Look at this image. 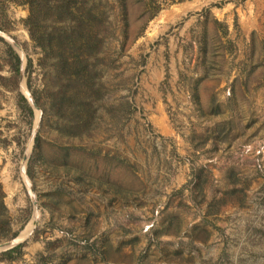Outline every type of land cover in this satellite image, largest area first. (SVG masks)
Returning <instances> with one entry per match:
<instances>
[{
    "label": "rangeland",
    "instance_id": "374dc122",
    "mask_svg": "<svg viewBox=\"0 0 264 264\" xmlns=\"http://www.w3.org/2000/svg\"><path fill=\"white\" fill-rule=\"evenodd\" d=\"M76 1L105 26L90 99L0 0V264H264V0Z\"/></svg>",
    "mask_w": 264,
    "mask_h": 264
},
{
    "label": "trees",
    "instance_id": "16d2710c",
    "mask_svg": "<svg viewBox=\"0 0 264 264\" xmlns=\"http://www.w3.org/2000/svg\"><path fill=\"white\" fill-rule=\"evenodd\" d=\"M9 1L20 2L28 7L25 20L28 36L40 48L42 61L50 60L52 74L61 77L67 84L72 82L85 86L87 90L82 88V97L90 99L92 90L98 91L97 88L102 87L97 78V69L105 62L103 43L106 36L103 20L90 8H83L84 4L76 0ZM49 17H55V20L47 26ZM8 52L7 65L11 73L17 76L20 72V59L10 48ZM30 67L31 61L28 60L27 69ZM21 100L25 102L23 97ZM85 104L87 106L81 103L79 109L91 110V102L87 101ZM27 109L31 114L30 108ZM5 213L0 186V239L16 236L15 233L9 234V222ZM21 248L22 244H18L1 253L0 258L14 260L21 255Z\"/></svg>",
    "mask_w": 264,
    "mask_h": 264
},
{
    "label": "water",
    "instance_id": "95a60500",
    "mask_svg": "<svg viewBox=\"0 0 264 264\" xmlns=\"http://www.w3.org/2000/svg\"><path fill=\"white\" fill-rule=\"evenodd\" d=\"M31 105H32L33 108L37 109V107L35 106V104L33 102H31ZM11 242H7V243L0 244V248H3V247H6V246L10 245Z\"/></svg>",
    "mask_w": 264,
    "mask_h": 264
},
{
    "label": "bare ground",
    "instance_id": "6f19581e",
    "mask_svg": "<svg viewBox=\"0 0 264 264\" xmlns=\"http://www.w3.org/2000/svg\"><path fill=\"white\" fill-rule=\"evenodd\" d=\"M23 235V234H22Z\"/></svg>",
    "mask_w": 264,
    "mask_h": 264
}]
</instances>
